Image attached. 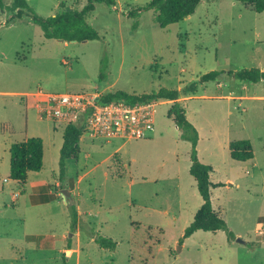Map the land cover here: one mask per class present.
<instances>
[{
	"label": "rangeland",
	"instance_id": "obj_1",
	"mask_svg": "<svg viewBox=\"0 0 264 264\" xmlns=\"http://www.w3.org/2000/svg\"><path fill=\"white\" fill-rule=\"evenodd\" d=\"M25 1L39 17L87 2ZM149 2H95L86 21L98 39L75 42L45 38L27 16L0 9V264H264V83L228 73L264 70V11L201 0L191 15L161 28ZM212 70L220 72L214 81H199ZM192 82L196 92L185 94ZM161 87L180 91L198 133L197 158L212 168V208L226 223L181 243L202 199L189 173L190 142L167 116L173 101L155 102L147 137L82 133L61 177L66 124L40 118L43 97L34 95ZM32 136L42 139V167L18 182L9 176V148ZM240 139L250 141L252 159L230 157L229 143ZM94 233L111 238L114 249L100 247Z\"/></svg>",
	"mask_w": 264,
	"mask_h": 264
},
{
	"label": "trees",
	"instance_id": "obj_2",
	"mask_svg": "<svg viewBox=\"0 0 264 264\" xmlns=\"http://www.w3.org/2000/svg\"><path fill=\"white\" fill-rule=\"evenodd\" d=\"M201 0H150L146 8L152 9L155 13L156 24L163 28L168 24L176 23L191 15ZM240 3L250 5L256 12L264 11V0H236ZM95 2H104L107 5H114V0H87L80 9H63L49 17L35 15L25 0H13L6 4L0 0V9L14 12V15L21 17L25 15L30 21L37 24L45 38H54L62 41H86L98 39L97 31L86 21V16L94 9ZM139 9L135 10L138 11ZM12 15L10 19L13 18ZM104 70L103 60L100 71ZM100 77L102 78V74ZM230 76L249 83L263 81L264 70L256 67L243 68L235 72H228ZM220 72L217 70L203 74L200 82L214 81ZM197 90L195 82L187 84L183 92L194 94ZM180 91L178 89L161 87L156 90L144 93H129L117 89L100 94L97 98L99 103L121 101L127 105L137 103H148L158 101H173L167 110V116H172L175 126L179 130V137L190 142V166L189 173L196 182L197 191L202 199L200 207L195 212L192 221L185 227L179 243L197 230L216 231L226 229L225 221L213 210L210 201L209 174L212 168L197 158L196 145L198 133L194 125L188 120L184 106L178 100ZM83 124L69 122L64 126L62 134V145L59 156L60 176H63L67 160H75L78 156V142L83 133ZM230 157L245 161L253 158L252 145L247 139L234 140L229 143ZM9 176L11 179L24 183L28 171H39L42 167L43 143L40 137H28L24 141L14 142L9 148ZM219 185V184H215ZM51 199V198H50ZM48 200V199H46ZM43 200V201H46ZM69 216L72 229L76 228L78 212L75 205L70 204ZM92 229V228H91ZM93 230V229H92ZM232 236L231 232H228ZM94 241L103 248L114 249L115 242L111 238L103 237L94 233Z\"/></svg>",
	"mask_w": 264,
	"mask_h": 264
},
{
	"label": "built area",
	"instance_id": "obj_3",
	"mask_svg": "<svg viewBox=\"0 0 264 264\" xmlns=\"http://www.w3.org/2000/svg\"><path fill=\"white\" fill-rule=\"evenodd\" d=\"M39 92L34 95L43 97L42 102L36 103L40 118L64 124H83V133L93 138L141 139L153 130L152 113L155 102L133 105L121 101L99 103L98 93Z\"/></svg>",
	"mask_w": 264,
	"mask_h": 264
},
{
	"label": "water",
	"instance_id": "obj_4",
	"mask_svg": "<svg viewBox=\"0 0 264 264\" xmlns=\"http://www.w3.org/2000/svg\"><path fill=\"white\" fill-rule=\"evenodd\" d=\"M72 41L75 42V40H72ZM62 193L65 195V197L70 195L65 189L62 190ZM65 197H64V199H65ZM238 240L241 241L240 239H238Z\"/></svg>",
	"mask_w": 264,
	"mask_h": 264
}]
</instances>
